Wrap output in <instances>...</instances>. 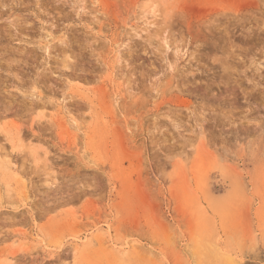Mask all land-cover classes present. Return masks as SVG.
Segmentation results:
<instances>
[{
  "label": "rangeland",
  "instance_id": "rangeland-1",
  "mask_svg": "<svg viewBox=\"0 0 264 264\" xmlns=\"http://www.w3.org/2000/svg\"><path fill=\"white\" fill-rule=\"evenodd\" d=\"M0 264H264V0H0Z\"/></svg>",
  "mask_w": 264,
  "mask_h": 264
}]
</instances>
